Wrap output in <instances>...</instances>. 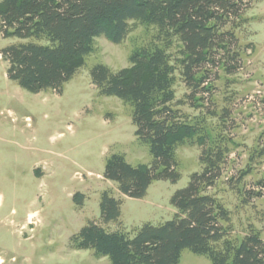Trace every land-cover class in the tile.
<instances>
[{
  "label": "rangeland",
  "instance_id": "374dc122",
  "mask_svg": "<svg viewBox=\"0 0 264 264\" xmlns=\"http://www.w3.org/2000/svg\"><path fill=\"white\" fill-rule=\"evenodd\" d=\"M236 1L240 13L221 29L231 30L233 40L218 51L217 65L204 67L209 72L204 85L211 88L196 93L204 97L203 106L187 98L192 88L180 68L174 73V108L182 121L199 128L192 142L176 149L180 178L153 180L142 198L123 195L105 170L113 154L151 166L150 144L136 134L133 106L101 94L91 70L99 63L114 71L128 67L131 53L153 40L154 27L132 21L120 44L105 35L95 38L93 51L73 63L76 73L60 90L40 92L9 78L2 52L21 40L4 37L0 29V264H113L93 249L73 247L74 236L90 221L133 237L146 223L174 219L173 195L203 171L202 151L217 145L225 155L221 173L203 188L229 213L217 244L239 242L254 230L264 242V0ZM178 46L171 49L173 61ZM105 192L122 202L120 218L108 223L100 207ZM77 193L85 196L82 204ZM180 264L213 263L186 248Z\"/></svg>",
  "mask_w": 264,
  "mask_h": 264
},
{
  "label": "trees",
  "instance_id": "16d2710c",
  "mask_svg": "<svg viewBox=\"0 0 264 264\" xmlns=\"http://www.w3.org/2000/svg\"><path fill=\"white\" fill-rule=\"evenodd\" d=\"M240 10L236 0H3L1 32L21 41L7 46L2 55L9 62V78L23 88L60 90L76 73L73 63L93 51L95 38L105 35L120 44L132 31V21L154 27L153 40L131 53L128 67L114 71L99 63L91 70L101 94L133 106L136 134L150 144L155 159L151 166L132 165L123 154H113L105 170L123 195L142 198L155 179L178 181L176 149L192 142L199 130L182 121L174 108V73L180 68L192 88L187 98L203 106L204 97L196 93L211 88L204 85L209 73L204 67L217 65L218 51L226 48L227 39L233 40L231 30L221 29ZM175 45L176 62L171 52ZM205 140L203 136L198 143L204 145ZM224 156L219 145L202 151L203 171L194 173L188 186L172 197L178 208L174 219L146 223L133 237L90 221L74 236L72 246L93 249L113 264H180L186 248L208 255L213 264H264V242L254 229L239 242L217 244L225 237L221 220H229V213L203 188L220 176ZM74 197L81 204L85 198L82 193ZM121 204L105 192L100 206L105 223L120 218Z\"/></svg>",
  "mask_w": 264,
  "mask_h": 264
}]
</instances>
